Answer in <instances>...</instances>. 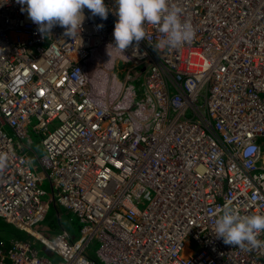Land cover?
Here are the masks:
<instances>
[{"label":"built area","instance_id":"built-area-1","mask_svg":"<svg viewBox=\"0 0 264 264\" xmlns=\"http://www.w3.org/2000/svg\"><path fill=\"white\" fill-rule=\"evenodd\" d=\"M104 2L108 18L85 8L71 38L60 26L44 36L17 0H0V216L58 257L16 236L0 264H264V246L214 232L226 204L264 214V0H169L194 38L155 50L165 36L146 24L124 55L111 49L112 70L131 65L100 96L86 65L115 45L118 5ZM30 126L43 135L38 159ZM51 203L77 215L79 237L43 229Z\"/></svg>","mask_w":264,"mask_h":264},{"label":"clouds","instance_id":"clouds-1","mask_svg":"<svg viewBox=\"0 0 264 264\" xmlns=\"http://www.w3.org/2000/svg\"><path fill=\"white\" fill-rule=\"evenodd\" d=\"M17 3L22 5L21 11L27 12L44 36L50 35L55 26H60L65 28L66 36L73 38L81 30L85 8L93 17L99 16L102 20L108 18L110 11L104 0H17ZM116 3L118 10L114 14L118 20L113 33L115 45H108L110 57L109 49L124 55L134 41L138 44L145 39L146 24L159 26L165 36L155 45V50L178 48L195 36L194 27L181 19V9L170 7L169 0H116ZM3 166L4 161L0 158V167ZM214 232L217 238L233 247L264 246V241L258 239L264 233V214L241 215L226 204L215 221Z\"/></svg>","mask_w":264,"mask_h":264},{"label":"rangeland","instance_id":"rangeland-1","mask_svg":"<svg viewBox=\"0 0 264 264\" xmlns=\"http://www.w3.org/2000/svg\"><path fill=\"white\" fill-rule=\"evenodd\" d=\"M109 51L111 53V57L108 54V49L97 51L96 53H94L96 55L93 54V56L90 58V60L87 62V65H86L87 76H88L95 92H98V94L100 96H104V95L108 94L107 92H109V93L111 92L107 89L108 85H110L111 81H114V91H117L121 87L122 82L126 81V74H127L128 69L131 65V63H128V62L126 63L124 61L119 60L116 63L115 68L112 70V68H111L112 62L117 59L118 55L115 54L114 52H112L111 49H109ZM97 53H100V54H97ZM99 55H102L103 56L102 58H105V60H107V61L105 62L101 58H99L100 59L99 60L97 58ZM103 62L105 63V65L103 66V69L99 70L98 68H99V66L103 65ZM91 69L93 72V76L90 73ZM112 71H116V74L112 73ZM131 72H132V77L129 78V82H130V84L133 85V88H134L136 95H137L136 97H137V99H139L142 96L144 98L145 97V94H144L145 74L139 68H135ZM111 74H112L113 78L111 77ZM93 77L95 78V80L97 81V83L99 85L96 84V82L93 80ZM142 91H143V93H142ZM143 101H145V100L142 99V102ZM33 120H35V119H33ZM28 131H29V134L33 138V143L30 144L26 140L25 144L28 147L32 148L33 151H31V153L34 155L35 159H38L39 157H41L44 154V149H43L42 143H41V138L43 135L36 133L31 126L29 127ZM43 186L49 191V193H52V187L50 185V182L46 181L45 183H43ZM45 218L46 219H44L41 222V225L43 226V229L45 231L49 232L50 234L56 235V234H59L61 232L62 233L64 232L70 238H77L81 234V232H80V225L81 224H80V221H79L77 215L74 214L72 211H70V210H68L62 206L56 207L54 205V203H51V206L47 212V217H45ZM0 219H2V217ZM50 220L53 222V224L55 226H53V227H52V225L49 226L50 224H48V222ZM3 221H4V219H2V222ZM16 236H20L24 240H30L32 242L33 246L38 249L39 255L50 257L53 260L58 259V257L55 254L44 249V246L40 241L33 239L31 236H29L25 232H21L20 230H18L16 228V226L14 224L7 223L6 226H3L1 224V226H0V244H2L5 248H8L10 246V244L12 243V240ZM99 244H100V242L95 239V240L91 241L87 245V248H86L88 254L90 256L96 258V259H98V257H99V253H98Z\"/></svg>","mask_w":264,"mask_h":264},{"label":"trees","instance_id":"trees-1","mask_svg":"<svg viewBox=\"0 0 264 264\" xmlns=\"http://www.w3.org/2000/svg\"><path fill=\"white\" fill-rule=\"evenodd\" d=\"M56 207H58L57 205H55ZM61 207V206H60ZM46 217H47V215H46ZM1 218V217H0ZM3 219V218H2ZM2 219H0V226H1V224L3 225V226H6L7 225V223H9V222H7L5 219H4V221L2 222ZM46 219V218H45ZM48 224H50L49 226H51L52 225V227L53 226H55L54 224H53V222L50 220L49 222H48ZM81 224V223H80ZM17 228V227H16ZM18 229V228H17ZM18 230H20V229H18ZM21 231V230H20ZM22 232V231H21ZM98 264H102L99 260H98Z\"/></svg>","mask_w":264,"mask_h":264},{"label":"bare ground","instance_id":"bare-ground-1","mask_svg":"<svg viewBox=\"0 0 264 264\" xmlns=\"http://www.w3.org/2000/svg\"><path fill=\"white\" fill-rule=\"evenodd\" d=\"M97 54H100V53H97ZM96 55V54H95ZM103 56L102 55H99L97 58L99 59V58H101V59H103L105 62L107 61V60H105V58H102ZM100 60V59H99ZM102 60V61H103ZM94 62V61H93ZM99 62V61H98ZM105 65V63L103 62V65L102 66H99V70L101 69H103V66ZM105 68V67H104ZM90 73L92 74V76H93V72H92V69L90 70ZM93 80L96 82V84H98L97 83V81L95 80V78L93 77ZM99 85V84H98ZM107 88V87H106ZM108 88H109V85H108ZM137 96V95H136Z\"/></svg>","mask_w":264,"mask_h":264}]
</instances>
